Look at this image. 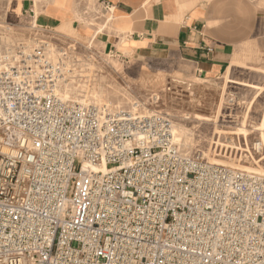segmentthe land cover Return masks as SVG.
<instances>
[{"label": "built area", "instance_id": "obj_1", "mask_svg": "<svg viewBox=\"0 0 264 264\" xmlns=\"http://www.w3.org/2000/svg\"><path fill=\"white\" fill-rule=\"evenodd\" d=\"M50 56L0 46V264H264V177L77 98Z\"/></svg>", "mask_w": 264, "mask_h": 264}, {"label": "crops", "instance_id": "obj_2", "mask_svg": "<svg viewBox=\"0 0 264 264\" xmlns=\"http://www.w3.org/2000/svg\"><path fill=\"white\" fill-rule=\"evenodd\" d=\"M14 6L9 13L16 21L89 39L135 81L213 80L264 44V0H17Z\"/></svg>", "mask_w": 264, "mask_h": 264}, {"label": "rangeland", "instance_id": "obj_3", "mask_svg": "<svg viewBox=\"0 0 264 264\" xmlns=\"http://www.w3.org/2000/svg\"><path fill=\"white\" fill-rule=\"evenodd\" d=\"M16 20L9 13L7 0H0V46L32 48L47 43L52 59L60 54L67 71L66 88L77 98L137 113L151 110L150 113L164 114L172 127L175 123L191 131L186 145L175 138L183 153L209 161L210 156L240 158L238 166L224 165L244 171L252 165L264 174V44L250 50L241 67L225 72L226 80L223 74L213 80L178 75L134 81L125 77L121 69L115 72L110 56L96 52L89 39L82 41L59 29L35 35L33 28ZM116 62L120 65V61ZM217 112L216 120L209 121L215 119ZM194 114L204 121L195 119ZM255 142H261L262 148H255Z\"/></svg>", "mask_w": 264, "mask_h": 264}, {"label": "bare ground", "instance_id": "obj_4", "mask_svg": "<svg viewBox=\"0 0 264 264\" xmlns=\"http://www.w3.org/2000/svg\"><path fill=\"white\" fill-rule=\"evenodd\" d=\"M15 2H17V0H7V6H8V10H11V12L12 13H14L15 11H17V9H16V6H14V3ZM12 7H13V9H12ZM93 7H94V5H93ZM257 41V40H256ZM257 44V43H256ZM245 45V44H244ZM251 45V44H250ZM249 45V46H250ZM247 46V45H246ZM253 46V45H252ZM240 47V46H239ZM244 47V46H243ZM257 46H254V48H256ZM87 48V47H86ZM238 51H239V49H237ZM241 50H242V48H241ZM252 50H254L253 48H252ZM237 52V51H236ZM240 52H243V51H240ZM244 52H245V50H244ZM243 52V53H244ZM247 52V51H246ZM245 52V53H246ZM252 52V51H251ZM254 52H256V50L254 51ZM110 53V52H109ZM250 53V52H249ZM235 54V53H234ZM247 54V53H246ZM106 56V55H105ZM238 56V55H237ZM249 56V55H248ZM255 56V55H254ZM232 57V56H231ZM244 57V56H243ZM246 57V56H245ZM257 57V56H256ZM85 58V57H84ZM109 58V57H108ZM250 58V57H249ZM252 58H253V56H252ZM104 59V58H103ZM110 59H111V61H110V66H111V68H113L114 69V71L115 72H117L118 73V70H120L121 69V66L118 64V62H116V59H113V58H111L110 57ZM237 60V59H236ZM239 60V59H238ZM245 60V59H244ZM247 60V59H246ZM108 61V60H107ZM232 61V60H231ZM243 61V60H242ZM233 62V61H232ZM235 63H237V62H235ZM240 63V62H239ZM230 64V63H229ZM238 64V63H237ZM228 71V70H227ZM226 71V72H227ZM122 75V74H121ZM124 75V74H123ZM223 79H228V75L227 74H225L224 73V75H223ZM135 81V80H134ZM130 82V81H129ZM126 83V82H125ZM77 85V84H76ZM79 85V84H78ZM127 87H129L128 85H127ZM91 91V90H90ZM93 91H95V90H93ZM126 91V90H125ZM81 92V91H80ZM83 93V92H82ZM86 93V92H85ZM101 94H102V92H100ZM99 93V94H100ZM132 93V92H131ZM95 94V93H94ZM87 95H88V93H87ZM130 96V95H129ZM89 97V96H88ZM95 98V97H94ZM97 98V97H96ZM168 98V97H167ZM138 99V98H137ZM140 101V100H139ZM158 102V101H157ZM94 103H96L95 101H94ZM152 103V102H151ZM150 103V104H151ZM100 104H101V102H100ZM168 104V103H167ZM132 106L134 107L135 106V104L133 103L132 104ZM157 111V110H156ZM151 112V110H147V111H144V113H150ZM152 112H154V111H152ZM218 114H219V112H217V114L215 115V119L214 120H209V121H215L216 120V118H217V116H218ZM168 115V114H167ZM171 115V114H170ZM179 115H181V113L179 114ZM183 118V117H182ZM185 118H188V117H185ZM194 118L195 119H197V120H200V121H204V120H202L200 117H198L196 114H194ZM189 119V118H188ZM203 123V122H202ZM187 126V125H186ZM234 126H235V124H234ZM242 127V125H240V126H238V127H236V128H241ZM189 129V128H188ZM187 128H185V126L183 127V126H181V125H178V124H175V123H173V134H174V136H175V138L177 139V140H183V143L186 145V144H188L189 142H190V138H189V134L191 135V131L190 130H188ZM193 129H194V127H193ZM192 130V129H191ZM193 132V131H192ZM217 134H218V131H217ZM219 137H220V135H219ZM198 139V138H197ZM219 139V138H218ZM196 140V139H195ZM194 140V141H195ZM182 143V142H181ZM194 143V142H193ZM183 145V144H182ZM254 146H255V148H258V149H260V148H262V144H261V142H255V144H254ZM262 150V149H261ZM226 156V155H225ZM238 156V155H237ZM228 157V156H227ZM210 158H211V161H209V160H207V159H205V158H203V157H201V159L202 160H204V161H206V162H208V163H212V164H216V165H221V166H225L224 164H228V165H231V166H238L239 165V163H241V159L239 158V159H236V158H231V159H223V158H218V157H214V156H210ZM238 158V157H237ZM246 158V157H245ZM250 161V160H249ZM226 167V166H225ZM101 170H105V166L104 165H102L101 167H99ZM93 169H95V167H93ZM233 169V168H232ZM236 170H239V169H236ZM240 171H242V172H245V173H248V174H252V175H257V176H262V177H264V174L263 173H261V171L260 170H258V169H255V167H253L252 165H248V169H247V171H244V170H240Z\"/></svg>", "mask_w": 264, "mask_h": 264}]
</instances>
